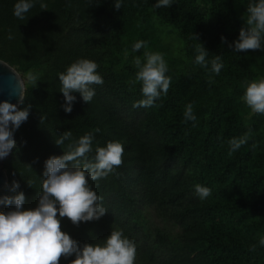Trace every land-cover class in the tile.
<instances>
[{
  "label": "trees",
  "instance_id": "obj_1",
  "mask_svg": "<svg viewBox=\"0 0 264 264\" xmlns=\"http://www.w3.org/2000/svg\"><path fill=\"white\" fill-rule=\"evenodd\" d=\"M16 2L0 0V59L22 77L25 97L17 110L29 114L13 130L15 147L2 163L8 181L0 212L14 208L4 200L19 192L24 209L35 208L45 161L91 133L89 161L97 146L116 141L124 147L123 163L89 180L107 209L99 220L75 226L61 218V230L80 245L103 244L120 229L136 245L135 264H264V114L242 100L246 82L264 79V34L262 50L229 47L255 0H172L160 8L157 0H122L120 10L115 0H36L25 20L14 16ZM137 41L145 47L133 51ZM198 43L208 53L207 67L195 63ZM145 52L162 54L171 84L153 106L133 108L143 99L135 60L144 62ZM214 56L224 65L218 75L211 72ZM78 59L95 62L103 84L90 86L95 95L88 104L71 93L76 99L66 113L58 76ZM28 72L39 77L35 87ZM189 103L195 122L184 120ZM69 130L72 137L57 145ZM249 132L230 155L228 141ZM195 185L211 195L201 200ZM144 208L178 224L180 234L171 239L151 230Z\"/></svg>",
  "mask_w": 264,
  "mask_h": 264
},
{
  "label": "clouds",
  "instance_id": "obj_2",
  "mask_svg": "<svg viewBox=\"0 0 264 264\" xmlns=\"http://www.w3.org/2000/svg\"><path fill=\"white\" fill-rule=\"evenodd\" d=\"M172 0H157L156 8L171 7ZM36 0H17L13 14L20 20H25L26 14L35 6ZM41 9H46L43 2ZM115 10H120L122 0H115ZM244 26L239 30L236 41L229 44L236 52L262 50V34H264V0H255L247 8ZM194 37V36H193ZM9 39L12 36L9 35ZM195 39V37H194ZM222 42H226L221 37ZM145 47V42L137 41L132 45L133 51ZM195 63L207 67V51L197 44ZM211 72L218 75L224 65L221 56H214L210 61ZM137 72L135 81L141 84L143 99L135 102L133 108H147L161 96L167 94L171 78L166 76L167 64L160 53L145 52L144 62L135 60ZM98 65L88 59H78L72 63L66 72L60 73V92L65 104L66 113L72 111V103L76 97L71 95L78 92L85 103L91 102L95 92L90 86L102 85L103 78L97 74ZM27 82L34 87L39 77L28 72ZM242 100L254 114H264V79L246 82ZM23 88L17 91L12 88L9 95L19 97L23 103ZM30 107V106H29ZM28 109L17 110L16 105L7 101L0 102V158L6 157L15 147L13 130L19 128L27 120ZM184 120L196 121L193 105L185 106ZM45 119L41 116V122ZM11 124V128L9 125ZM95 131H99L96 129ZM250 132L228 141L229 154L237 151L248 142ZM72 137L71 131H66L55 140L62 145ZM93 136L91 133L81 136L68 145V150L61 156L49 157L44 163L41 192L38 193L37 206L24 209L25 196L22 192L13 197L5 198L4 203L14 208L0 212V264H59L62 257L74 256L70 264H135L136 245L127 238L120 229L112 230L104 239L103 244H83L61 230V218H67L73 225L81 222L99 220L107 211L102 205V197L98 196L89 186V180L96 181L107 177L119 168L122 163L124 147L120 142L111 141L105 147L95 148L94 161H89L87 155L93 151ZM30 186V182H27ZM19 184L13 182V189ZM195 192L203 200L211 195V189L195 185ZM59 217V218H58ZM264 246V238L259 240ZM252 250H255L253 247Z\"/></svg>",
  "mask_w": 264,
  "mask_h": 264
},
{
  "label": "water",
  "instance_id": "obj_3",
  "mask_svg": "<svg viewBox=\"0 0 264 264\" xmlns=\"http://www.w3.org/2000/svg\"><path fill=\"white\" fill-rule=\"evenodd\" d=\"M20 87L24 90V83L20 74L11 65L0 59V102L7 101L16 105L17 108L20 104L19 97L16 95H9V92L12 88L19 91ZM9 155L10 152L6 157L0 158V191L6 186L8 181L6 171L3 169L2 163L4 159L9 157Z\"/></svg>",
  "mask_w": 264,
  "mask_h": 264
},
{
  "label": "rangeland",
  "instance_id": "obj_4",
  "mask_svg": "<svg viewBox=\"0 0 264 264\" xmlns=\"http://www.w3.org/2000/svg\"><path fill=\"white\" fill-rule=\"evenodd\" d=\"M142 212L147 216L149 228H151V230H162L163 233L171 236V239L176 238L180 234L181 228L178 224L174 225L168 221H163L151 208H144L142 209Z\"/></svg>",
  "mask_w": 264,
  "mask_h": 264
}]
</instances>
